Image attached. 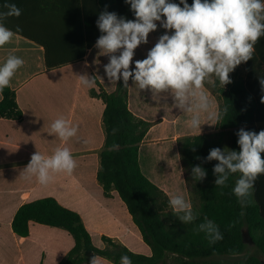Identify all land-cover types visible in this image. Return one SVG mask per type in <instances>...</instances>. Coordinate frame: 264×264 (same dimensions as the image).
<instances>
[{
  "label": "trees",
  "instance_id": "obj_1",
  "mask_svg": "<svg viewBox=\"0 0 264 264\" xmlns=\"http://www.w3.org/2000/svg\"><path fill=\"white\" fill-rule=\"evenodd\" d=\"M169 2L179 4L180 0ZM76 3L80 31L79 40L73 43V56H55L48 43L21 29L17 33L45 48L49 71L84 61L102 35L96 24L101 12L107 10L129 20L135 19L125 0H76ZM187 3L192 4L191 0ZM5 23L16 31L15 25ZM254 47L252 59L243 62L241 74L234 73L230 77L231 83L224 87L217 83L212 88L220 101L221 118L217 132L178 140L186 185L199 200L192 203V211L197 215L194 222L182 224L171 210L165 192L142 172L140 148L152 124L130 111L129 82L124 87L123 80H119L117 89L109 93L91 73V77H96V88L91 91V96L100 99L105 106V142L96 180L106 199L107 211L99 215L89 208L88 203L74 201L72 196L64 193L59 197L58 173H53L49 183L41 187L45 195L19 206L10 222L8 218L0 219V229L3 225L8 228L19 245L35 243V231L60 233L67 238L68 244L58 264H90L94 255L100 258V264H120L122 255L129 256L132 264H262V260L255 256L238 258L247 248L243 232L246 239H252L264 254V174L254 182L249 197L251 202L241 207L232 191L240 174L230 175L227 187H217L213 168L218 161L204 160L211 149H222L227 138L230 150L239 151L236 135L239 129L257 133L264 130V103H261L264 90L260 84V79L264 78V36ZM2 96L0 119L23 122L25 114L16 91L5 88ZM225 108L227 112H224ZM114 128L117 129L115 135ZM114 144L118 148H114ZM196 165L202 166L207 173L202 181L192 177L191 169ZM96 205L100 207L98 203ZM108 211L118 221L105 223L100 216ZM205 217L214 221L223 234V239L215 244H209L205 234L197 230ZM128 236H138L140 246H135ZM38 248L40 256L36 264H48L47 248L40 244ZM20 257L21 262H25L24 254ZM0 264L9 263L0 261Z\"/></svg>",
  "mask_w": 264,
  "mask_h": 264
},
{
  "label": "clouds",
  "instance_id": "obj_2",
  "mask_svg": "<svg viewBox=\"0 0 264 264\" xmlns=\"http://www.w3.org/2000/svg\"><path fill=\"white\" fill-rule=\"evenodd\" d=\"M125 3L130 4L134 20L105 10L96 21L102 35L95 47L109 57V62L104 65L108 79L111 82L122 79L127 87L131 78L140 90H150L154 95L170 93L179 109L194 113L188 122L193 129L201 128L200 112L218 122L221 113L209 111L211 102L202 89L206 83L214 84L217 79L223 87L231 83L229 74L242 62L252 59L255 44L264 36V0H193L191 5L187 0H180L179 4L169 0H125ZM0 8V48H4L13 43L20 31L19 27L13 31L5 22L10 17L18 18L22 10L10 2ZM157 21L172 34L161 35L147 57L136 60L132 69L135 49L148 42L149 34L157 29ZM23 65L21 57L11 52L7 55L0 64V94L11 87L13 77ZM79 80L87 88L96 84L95 76L83 75ZM260 84L264 90V78L260 79ZM261 103H264V96ZM224 112H227L226 108ZM116 131L114 128L113 135ZM77 133L78 126L71 125L62 116L50 124L49 134L61 141L66 142ZM236 135L239 151L216 147L204 160L218 161L213 168L217 187H227L230 175L240 174L232 191L241 207H245L251 202L249 197L255 180L264 174V130L257 133L241 128ZM113 147L118 148V145ZM76 166L67 147L56 148L50 156L37 151L24 169V178L35 177L41 185H46L53 173L71 175ZM191 172L193 179L199 181L207 175L200 165L192 167ZM169 203L182 224L197 219L183 195L170 196ZM197 230L205 234L209 244L223 239L219 226L207 217ZM90 264H100V258L94 255ZM120 264H132V260L122 255Z\"/></svg>",
  "mask_w": 264,
  "mask_h": 264
},
{
  "label": "crops",
  "instance_id": "obj_3",
  "mask_svg": "<svg viewBox=\"0 0 264 264\" xmlns=\"http://www.w3.org/2000/svg\"><path fill=\"white\" fill-rule=\"evenodd\" d=\"M6 2L15 3L22 10L18 18L10 17L6 22L51 45L55 56H73V43L79 40L80 31L76 0H0V6ZM156 23L157 29L149 34L148 42L135 49L130 65L132 69L136 60L147 57L161 35L165 32L172 34L160 26V21ZM10 52L24 60V65L12 79L11 88L17 93L25 118L23 122L0 119V219L8 218L10 222L19 206L45 195L35 177L30 180L24 178V169L37 151L50 156L58 147H67L77 166L71 175L64 172L56 175L57 195L60 197L64 193L72 196L74 201L88 203L89 208L99 215L107 211L106 199L96 180L105 142V106L100 99L91 96L96 86H83L79 77H91L93 73L107 92H114L118 81L111 82L104 71L109 57L94 46L84 61L49 71L45 48L35 40L18 34L12 44L0 48V64ZM217 83L218 79L214 84ZM202 91L211 102L209 111L219 112V102L211 87L205 84ZM2 98L0 94V101ZM128 106L136 117L152 124L140 148V165L143 152L148 154L152 151L165 166L158 180L142 172L169 198L177 195L178 186L183 189L186 183L177 146L178 138L217 132L218 122L208 119L207 113L200 112L201 128H191L188 122L194 113L179 109L170 93L154 95L150 90H140L131 78ZM61 116L71 125L78 126L77 136L66 142L49 134L50 124ZM179 170L182 176L178 178L180 182L175 183L173 175L176 176L175 172ZM100 217L105 223L118 221L109 211ZM111 217L112 220L107 221Z\"/></svg>",
  "mask_w": 264,
  "mask_h": 264
},
{
  "label": "rangeland",
  "instance_id": "obj_4",
  "mask_svg": "<svg viewBox=\"0 0 264 264\" xmlns=\"http://www.w3.org/2000/svg\"><path fill=\"white\" fill-rule=\"evenodd\" d=\"M142 45V44H141ZM119 54V53H117ZM136 60V59H135ZM143 60V59H139ZM243 62L238 65L234 71H232L229 76L231 77L234 73H242L243 72ZM208 86L211 87V89L216 85H212V83H207ZM213 91V89H212ZM214 93V91H213ZM215 94V93H214ZM217 97V96H216ZM218 99V98H217ZM219 102V112H220V101ZM186 137V136H183ZM181 137V138H183ZM180 138H178L179 140ZM177 140V142H178ZM178 146V144H177ZM226 148V149H225ZM230 150V141L227 138L223 144L222 150ZM171 150V149H170ZM19 152V151H18ZM17 152V153H18ZM18 155V154H17ZM17 157V156H15ZM172 159V158H171ZM181 162V160H180ZM142 170L143 172L151 177L152 179L159 178L161 174L165 171V166L164 163L159 159H156L155 153L154 152H143L142 155ZM176 168V167H175ZM178 172V173H177ZM175 172V175H173V180L175 183H179V176L181 177V170ZM157 182V181H156ZM183 189H181V186H178V190L176 191L177 195H183L185 199L192 205L193 202L198 203V198L193 194V192L187 187L186 183L184 184ZM169 198V197H168ZM170 200V198H169ZM171 210H173L171 208ZM129 240L135 244V246L139 245L141 243V240L139 237H133V236H128ZM34 239H36L35 243H27V244H18L17 241H15L11 235H10V230L6 228L4 225L0 229V261L4 263H9V264H36L38 261V258L40 256V250L38 248V245L44 246L47 249V255H48V264H58V262L61 260V255L62 251L65 249V247L68 244L67 238L61 235L60 233L57 232H34ZM247 238V243H246V251L243 255L239 256L238 259H244L247 256H255L259 258L260 260H264V254L261 252V250L254 244L248 242ZM134 246V247H135ZM140 246V245H139ZM22 250H20V248ZM24 254V259L25 262H21L20 256ZM17 260H16V259ZM16 261V262H15ZM18 261V263H17ZM15 262V263H12Z\"/></svg>",
  "mask_w": 264,
  "mask_h": 264
},
{
  "label": "water",
  "instance_id": "obj_5",
  "mask_svg": "<svg viewBox=\"0 0 264 264\" xmlns=\"http://www.w3.org/2000/svg\"><path fill=\"white\" fill-rule=\"evenodd\" d=\"M245 235H246V233L245 232H243V241H244V243H247V239H246V237H245ZM249 241L248 242H250V243H253V240L252 239H248ZM262 264H264V260H262Z\"/></svg>",
  "mask_w": 264,
  "mask_h": 264
}]
</instances>
